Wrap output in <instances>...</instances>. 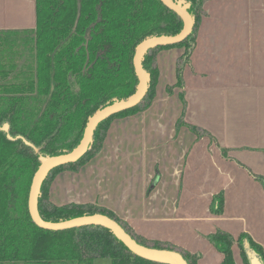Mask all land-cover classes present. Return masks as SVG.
Segmentation results:
<instances>
[{
	"label": "crops",
	"instance_id": "crops-1",
	"mask_svg": "<svg viewBox=\"0 0 264 264\" xmlns=\"http://www.w3.org/2000/svg\"><path fill=\"white\" fill-rule=\"evenodd\" d=\"M203 10L183 88L166 91L182 50L160 51L150 106L112 120L93 158L55 176L49 200L103 207L145 239L198 254L197 264L222 263L208 241L217 230L247 234L264 264V187L254 177L264 178V0H208ZM35 25V0H0V31ZM232 252L244 264L237 244Z\"/></svg>",
	"mask_w": 264,
	"mask_h": 264
},
{
	"label": "trees",
	"instance_id": "trees-1",
	"mask_svg": "<svg viewBox=\"0 0 264 264\" xmlns=\"http://www.w3.org/2000/svg\"><path fill=\"white\" fill-rule=\"evenodd\" d=\"M172 1L188 6L192 32L178 44L159 46L145 54L142 67L148 87L144 98L133 108L102 121L78 161L49 172L41 186L38 211L44 221L52 223L104 215L138 244L177 252L187 264H197L198 254L145 239L103 207L74 203L56 206L49 200L55 176L63 171L77 172L93 158L112 120L150 106L159 76L156 56L160 51L183 49L175 62V83L166 91L172 94L175 88H183V72L190 63L207 0ZM35 15L32 30L0 31V264H161L136 256L101 226L43 230L31 220L27 203L33 175L40 165L38 155L69 153L97 111L131 97L138 83L133 67L136 48L149 38L178 34L182 20L160 0H35ZM178 98L182 104L177 121L180 127L186 106L184 93ZM4 126L7 132L1 130ZM189 128L197 137L205 135L198 128ZM24 140L39 149V154ZM226 153L222 150L224 156ZM254 177L264 187V178ZM218 204L219 210L221 199ZM208 241L223 255L221 264H235L234 244L240 248L244 264H250L248 252L263 258L261 248L247 234L235 239L217 230Z\"/></svg>",
	"mask_w": 264,
	"mask_h": 264
},
{
	"label": "water",
	"instance_id": "water-1",
	"mask_svg": "<svg viewBox=\"0 0 264 264\" xmlns=\"http://www.w3.org/2000/svg\"><path fill=\"white\" fill-rule=\"evenodd\" d=\"M160 1L166 8L173 11L180 17L183 26L181 31L176 35L152 37L141 43L136 48L133 56V67L138 83L134 94L127 100L116 102L97 111L86 123L82 138L78 145L67 154L54 157L43 156L39 154V149L35 148L31 143L24 140L26 145L32 147L34 152L39 154L38 158L40 161V165L34 173L31 181L27 207L33 223L43 230L62 231L83 226H101L110 230L128 250L138 257L161 264H187L182 255L177 252L151 249L138 244L117 222L104 215L82 216L63 222L52 223L44 221L38 211V197L41 186L49 172L62 165L78 161L87 152L92 141L94 131L102 121L119 112L133 108L144 98L148 87L147 73L142 67V60L145 54L149 50L159 46L178 44L187 38V36H189L192 32L193 20L187 12V5L181 6L172 0ZM1 130L7 132L8 128L7 126H4L1 128ZM9 139L12 138L9 137ZM248 256L250 258V264H263L259 257L252 252H248Z\"/></svg>",
	"mask_w": 264,
	"mask_h": 264
},
{
	"label": "rangeland",
	"instance_id": "rangeland-1",
	"mask_svg": "<svg viewBox=\"0 0 264 264\" xmlns=\"http://www.w3.org/2000/svg\"><path fill=\"white\" fill-rule=\"evenodd\" d=\"M208 1V0H207ZM206 2V1H205ZM204 5V4H203ZM202 9H203V7H202ZM203 14H204V10H203ZM203 16V15H202ZM202 18V17H201ZM195 45H196V43H195ZM182 50V52H183V49H181Z\"/></svg>",
	"mask_w": 264,
	"mask_h": 264
}]
</instances>
